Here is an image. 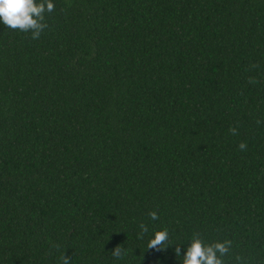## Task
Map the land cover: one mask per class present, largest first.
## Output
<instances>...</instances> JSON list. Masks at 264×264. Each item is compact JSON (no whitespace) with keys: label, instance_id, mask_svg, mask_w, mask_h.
<instances>
[{"label":"trees","instance_id":"1","mask_svg":"<svg viewBox=\"0 0 264 264\" xmlns=\"http://www.w3.org/2000/svg\"><path fill=\"white\" fill-rule=\"evenodd\" d=\"M53 3L0 23V264H182L196 232L264 264V0Z\"/></svg>","mask_w":264,"mask_h":264},{"label":"clouds","instance_id":"2","mask_svg":"<svg viewBox=\"0 0 264 264\" xmlns=\"http://www.w3.org/2000/svg\"><path fill=\"white\" fill-rule=\"evenodd\" d=\"M54 10L53 0H0V23L12 31L31 33V39L37 40L49 28V24L46 22V14H50ZM258 67V64L253 63L248 70L251 71ZM248 83L255 85L259 81L250 76ZM260 123H264V121L258 120L257 124ZM229 131L233 135L239 134L236 127H231ZM238 147L241 151L247 150L246 142H240ZM149 217L153 221L159 220L156 211L150 212ZM139 227L141 232L138 234V238L143 239L148 232V226L141 223ZM169 241V231L164 228L155 232L154 238L148 242L147 247L148 249L163 251L170 246ZM54 247L59 250V245ZM232 250L233 241L231 239L208 243L201 233L196 232L193 234L186 253L182 257V264H226L225 258L231 257ZM111 254L116 259H122L127 255V252L121 245H118ZM175 254L177 257H181L180 245L175 247ZM232 258L236 261V264H247V260L241 255H235ZM60 260L62 264H71V258L66 256L65 253L61 255Z\"/></svg>","mask_w":264,"mask_h":264}]
</instances>
